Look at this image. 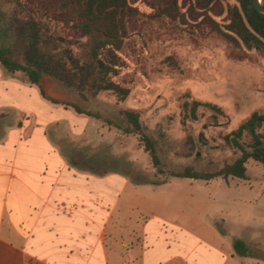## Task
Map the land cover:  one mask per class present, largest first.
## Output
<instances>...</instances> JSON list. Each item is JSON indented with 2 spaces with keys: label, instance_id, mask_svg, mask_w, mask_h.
I'll use <instances>...</instances> for the list:
<instances>
[{
  "label": "rangeland",
  "instance_id": "1",
  "mask_svg": "<svg viewBox=\"0 0 264 264\" xmlns=\"http://www.w3.org/2000/svg\"><path fill=\"white\" fill-rule=\"evenodd\" d=\"M61 1L0 0L2 21L19 23L11 36L17 58L43 71L49 96L118 122L123 120L120 109L137 111L165 170L215 169L236 156L223 136L253 111L264 112L263 50L236 46L189 18L186 23L166 16L152 19L150 1L138 0L134 6L140 13L123 17L127 34L117 50L118 72L108 76L130 92L124 99L111 90L94 93L80 69L93 38L74 26L80 20L77 8ZM224 15L216 19L226 23ZM29 18L38 23H26ZM100 52L106 54V48ZM192 100L215 104L224 115L215 117L198 106L193 118L185 106ZM20 126L28 131L42 126L61 157L70 166V160L77 162L75 172L93 179L106 176L108 206L115 205L110 193L117 187L118 204L129 209L120 215L123 221H135L141 230L146 226L173 249L177 241L186 244L181 248H187L188 264H264L261 163L249 160L245 179L159 174L137 135L46 100L23 72L0 65V134ZM235 238L246 242L251 256L233 253ZM174 254L171 264H185L183 253Z\"/></svg>",
  "mask_w": 264,
  "mask_h": 264
},
{
  "label": "crops",
  "instance_id": "2",
  "mask_svg": "<svg viewBox=\"0 0 264 264\" xmlns=\"http://www.w3.org/2000/svg\"><path fill=\"white\" fill-rule=\"evenodd\" d=\"M28 130L0 134V264H171L174 251L189 263L186 244L123 221L117 187L108 206L106 176L75 172L42 126Z\"/></svg>",
  "mask_w": 264,
  "mask_h": 264
},
{
  "label": "trees",
  "instance_id": "3",
  "mask_svg": "<svg viewBox=\"0 0 264 264\" xmlns=\"http://www.w3.org/2000/svg\"><path fill=\"white\" fill-rule=\"evenodd\" d=\"M138 0H62V6H75L80 20L74 23L83 33L93 39L88 60L80 63V69L86 83L94 91L111 90L120 99H124L130 92L129 88L109 79L111 74H117L120 65L117 50L123 37L127 34L123 24L125 15H136L140 11L134 6ZM153 12L148 16L152 19L162 16L173 20L179 19L186 23L187 18L198 21L197 25H204L224 40L236 45L264 51V13L258 11L253 0H234L230 4L227 0H149ZM264 5V0H261ZM181 8H185L184 11ZM225 13L226 23H220L216 17ZM26 23H38L29 18ZM18 22L8 23L0 17V65L8 72H23L29 82L39 88L40 94L46 100L55 104L71 105L77 113L100 119L109 126H114L126 134H135L143 143L144 150L150 155L157 173L171 177L211 180L214 178L237 177L245 179L247 176V162L254 160L264 167V112L253 111L237 128L223 136L227 145L234 148L236 156L224 162L215 169L198 170L192 166H185L181 170H165L158 155L154 140L146 132L137 111L120 109L123 117L118 122L108 116L83 108L77 104L63 101L46 93L43 84V71L28 62L20 61L12 48V32L18 28ZM106 48V54L100 50ZM190 114L197 118L195 110L198 106L211 109L216 115H224L221 107L197 100L191 103ZM245 136L248 138L245 140ZM70 164L79 167L76 161ZM233 253L239 257L251 256L252 252L246 242L240 238L232 241Z\"/></svg>",
  "mask_w": 264,
  "mask_h": 264
},
{
  "label": "water",
  "instance_id": "4",
  "mask_svg": "<svg viewBox=\"0 0 264 264\" xmlns=\"http://www.w3.org/2000/svg\"><path fill=\"white\" fill-rule=\"evenodd\" d=\"M254 7L264 13V5L262 4L261 0H253Z\"/></svg>",
  "mask_w": 264,
  "mask_h": 264
}]
</instances>
